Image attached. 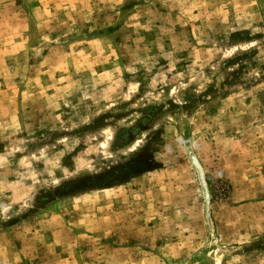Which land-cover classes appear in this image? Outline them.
<instances>
[{
  "label": "rangeland",
  "instance_id": "374dc122",
  "mask_svg": "<svg viewBox=\"0 0 264 264\" xmlns=\"http://www.w3.org/2000/svg\"><path fill=\"white\" fill-rule=\"evenodd\" d=\"M0 264H264V0H0Z\"/></svg>",
  "mask_w": 264,
  "mask_h": 264
},
{
  "label": "trees",
  "instance_id": "16d2710c",
  "mask_svg": "<svg viewBox=\"0 0 264 264\" xmlns=\"http://www.w3.org/2000/svg\"><path fill=\"white\" fill-rule=\"evenodd\" d=\"M140 168V165H129L124 169V174L136 173Z\"/></svg>",
  "mask_w": 264,
  "mask_h": 264
}]
</instances>
